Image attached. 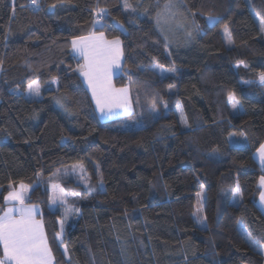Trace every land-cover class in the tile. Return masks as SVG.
Masks as SVG:
<instances>
[{
  "label": "trees",
  "instance_id": "trees-1",
  "mask_svg": "<svg viewBox=\"0 0 264 264\" xmlns=\"http://www.w3.org/2000/svg\"><path fill=\"white\" fill-rule=\"evenodd\" d=\"M38 2L0 0V207L10 184L31 187L54 264H264L254 159L264 141V2L172 0L193 30L175 45L160 17L169 0H127V10L125 0ZM92 33L119 38L114 83L129 87L142 126L96 118L70 47ZM156 64L175 71L160 75ZM32 81L36 99L24 95ZM74 163L85 179H47ZM52 184L80 210L60 240ZM198 192L205 228L193 214Z\"/></svg>",
  "mask_w": 264,
  "mask_h": 264
},
{
  "label": "snow or ice",
  "instance_id": "snow-or-ice-1",
  "mask_svg": "<svg viewBox=\"0 0 264 264\" xmlns=\"http://www.w3.org/2000/svg\"><path fill=\"white\" fill-rule=\"evenodd\" d=\"M59 2L64 3V0H59ZM139 2L140 0H137V3ZM30 3L35 10H39L38 0H30ZM175 6L172 0H169L165 5V9L169 10ZM55 7V4L49 5L50 9H54ZM124 7L126 10L131 7L127 0H125ZM99 14H105V10L100 9ZM207 20L210 24L216 22V18L213 16H208ZM261 30L264 31V22H262ZM225 31L227 32V28H225ZM191 34L189 32V35ZM72 47L74 52L82 56L85 61L79 68L80 75L88 83L96 109L102 116L110 119L117 115L113 109H124L125 112H128L130 109L128 89L126 87L120 89L114 88L109 78L113 66L119 64L122 55L119 38L117 37L108 41L104 39L103 34L100 36L79 37L72 41ZM157 67L162 68L161 65H157ZM169 71H175V68L173 67ZM259 80L264 84V73L259 74ZM28 90L34 95H39V87L36 85V82L29 84ZM228 98L233 108H236L240 104V101L233 93H229ZM57 103L60 104V101L57 100ZM61 107H63V104H61ZM65 110L67 111V109ZM151 110L153 112L156 111L155 101L151 104ZM259 154L261 162L264 163V144L261 145ZM262 182H264V178H262ZM100 183L102 185L103 181ZM53 187L56 188L58 185H53ZM9 188H12L11 184ZM27 191V186L21 184L19 190L13 189L4 196L5 203H11L13 206L5 208L2 214H0V247L3 249L0 264H51L52 262L53 257L44 235L43 221L35 218L37 213L35 206L28 207L24 203ZM239 194L240 188L237 184L234 197L239 196ZM197 195L199 196L200 193ZM50 199L55 204L57 197H50ZM260 200L264 203V193H261ZM202 208L203 205L201 204L198 211L202 210ZM74 211L79 212L80 210L75 209ZM204 219L206 218L202 219L199 216L196 219V223L201 225L202 228L206 227ZM64 222L63 220L61 221V232L63 231ZM60 235L61 233H57L58 237ZM248 236L251 239V233H248ZM260 247L264 249V244ZM65 254H67V249H65Z\"/></svg>",
  "mask_w": 264,
  "mask_h": 264
},
{
  "label": "rangeland",
  "instance_id": "rangeland-1",
  "mask_svg": "<svg viewBox=\"0 0 264 264\" xmlns=\"http://www.w3.org/2000/svg\"><path fill=\"white\" fill-rule=\"evenodd\" d=\"M179 13H180V10H179V8L177 6V7H174V8H171V9L167 10L165 13L160 15L161 18H166L167 19L168 29L166 31V37L170 40L172 45L178 44V42H180L181 40L182 41H189L191 39L192 34H193V30H190V24L186 23L185 21H183L179 17L180 16ZM165 20H163V21L165 22ZM207 22H208V20H207ZM208 24H210V23L208 22ZM189 32H191L192 34L189 35ZM167 43H168V41H167ZM81 57H79L78 59L80 60L81 65H83L85 61H84L83 57L82 58ZM153 69L157 73H159L160 75H166V74H169V73L173 72V71H169V69H171V68L157 67V64L153 66ZM117 75H119V73ZM33 82H36V81H32V82L27 84V87H26V90L24 92V95L27 98L36 99V98H39L40 95H34V94L30 93L29 90H28L29 84H32ZM113 84L116 87H119V86H117L114 83V79H113ZM36 85H38L37 82H36ZM172 90L173 89L171 88V91ZM232 111L234 112V110H232ZM133 112H134V110H133V107H132V113H130L131 115L128 114L126 116H123V118H125V119H123V122L121 124H119V127L121 129H132V128H137V127L142 126V121H141L140 115H139L140 112L138 110L135 113H133ZM177 115H178V118H179L180 122L182 124H184V118H183V114H182L180 105H178V108H177ZM96 118L100 122L102 121L97 115H96ZM85 178H86V173H85L83 165L81 163L62 165V166L59 167V169L57 171H54L53 173H51L47 177V179H49V180H63V181L79 180V179L83 180ZM53 185H57V184H52L51 185V189H50L51 192H50V195H49V206H50L51 209H55V208L59 209L60 208V210H61V216L58 219V225H59L58 233H61V235L58 237L57 234H56L57 239L60 240L61 236L63 234V231L61 232V221L62 220L65 221L64 222V227H63V229H64L66 224L68 223L67 221H69L72 216L76 215L77 212H75L74 209H71V205L70 204L68 205L66 203V200L71 197V194H66L64 191L61 192V188L60 187L54 188ZM198 193H200L199 196L197 195ZM198 193H196V195H195V203H194L193 214H195V217H197L199 215L202 218V215H201V211L202 210L198 211V209H200V206L202 204L203 194L201 192H198ZM54 196L57 197L55 204H53L51 199H50V197H54ZM66 213H67V216H66ZM61 248L65 252V248H64L63 245H61Z\"/></svg>",
  "mask_w": 264,
  "mask_h": 264
},
{
  "label": "crops",
  "instance_id": "crops-1",
  "mask_svg": "<svg viewBox=\"0 0 264 264\" xmlns=\"http://www.w3.org/2000/svg\"><path fill=\"white\" fill-rule=\"evenodd\" d=\"M262 1L264 2V0H262ZM101 34H103V33H92V34H88V35L81 36V37H87V36H90V35L100 36ZM103 37H104L105 40H108V41H111V40L114 39V38L109 39V38L105 37L104 34H103ZM77 38H79V37H76V38H74V39H72V40L70 41V47H71V50H72L73 55L76 56V58H79V57H81V56H80L79 54H77L76 52H74L73 47H72V41H73V40H76ZM120 48H121V50H122L121 42H120ZM81 58H82V57H81ZM122 58H123V53H122V55H121V57H120L119 64L113 66V68H112V70H111V72H110V74H109V78H110V83H111V85H112L114 88H116V89H120V88H125V87H126V88L128 89V100H129V103H130V109H129L128 112H125L124 109H113V111L116 112L117 115L113 116V117L110 118V119H109V118H106V117H104V116H102V114L96 109V104H95V101H94L93 98H92V92H91V90L89 89L87 82L85 81L84 77L80 75V78H81V80H82V82H83V84H84L85 88L87 89L88 94H89V96H90V99H91V102H92V105H93V108H94L95 114H96V115L102 120V122L109 121V120H113V119H116V118H120V117H123V116H126V115L132 113V107H133V106H132L131 93H130L129 87H128V86H119V87H116V86L113 84V79L116 77V75H117L118 73H120V70H121V67H122ZM114 76H115V77H114ZM262 144H264V141L261 143V145H262ZM261 145H260V146L256 149V151L254 152V159H255L256 163L259 165V167L261 168L262 173H263V174L261 173L260 178H259V180H258V183H259V186H260V190H259V193H258L257 198H256V204H257L258 208L260 209V211L264 214V203H262L261 200H260L261 193H264V182H262V178H264V170L262 169L263 166H264V163L261 162L260 154H259V149H260ZM20 185H21V184L12 185V188H9L8 191L5 193V195H7L8 192L11 191V190H13V189H15V190H19V186H20ZM23 185H25V184H23ZM25 186H27L28 191L25 193L24 203H25V205L28 206V207L35 206V208L37 209V213H36V217H35V218H36L37 220H41V219L39 218V216H38L39 213H40V208L38 207V205L33 204V203H29V202L27 201V196H28V194H29V191H30V188H31V187L28 186V185H25ZM5 195H4V196H5ZM12 206H13V205H12L11 203L6 204L5 201H4V197H3V203H2V206L0 207V214H2V212H3V210H4L5 208H9V207H12ZM17 206H19V205H17ZM43 230H44V227H43ZM44 235H45V230H44ZM45 237H46V235H45ZM46 240H47V239H46ZM47 244H48V243H47ZM48 247H49V245H48ZM49 249H50V248H49ZM0 250H1V252H2V256H3V249H2V247H0ZM51 255H52V253H51ZM52 257H53V256H52ZM51 264H54V259H52Z\"/></svg>",
  "mask_w": 264,
  "mask_h": 264
},
{
  "label": "built area",
  "instance_id": "built-area-1",
  "mask_svg": "<svg viewBox=\"0 0 264 264\" xmlns=\"http://www.w3.org/2000/svg\"><path fill=\"white\" fill-rule=\"evenodd\" d=\"M263 170H264V166H263V168H262Z\"/></svg>",
  "mask_w": 264,
  "mask_h": 264
}]
</instances>
